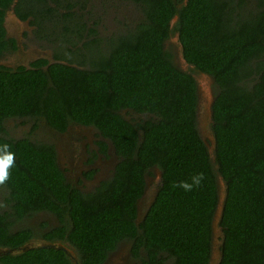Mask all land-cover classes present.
I'll return each instance as SVG.
<instances>
[{
	"label": "trees",
	"instance_id": "16d2710c",
	"mask_svg": "<svg viewBox=\"0 0 264 264\" xmlns=\"http://www.w3.org/2000/svg\"><path fill=\"white\" fill-rule=\"evenodd\" d=\"M14 1L0 0V58L18 47L4 27ZM122 1L139 6L143 20L102 50L96 29L77 23L74 2L18 0L17 16L31 18L38 38L46 40L49 17L64 7L58 39L66 49L55 52V63L40 59L16 71L0 65V146L15 153L11 178L0 186L7 191L0 248L33 241V230L15 225L50 213L58 226L41 240L70 244L80 264H105L124 242L143 264H210L220 175L227 187L220 264H264V0ZM173 33L185 61L217 86L212 131L218 169L198 130L196 80L165 46ZM73 36L83 41L81 48ZM26 119L44 120L59 133L71 124L95 128L118 158L111 179L89 193L70 184L54 145L8 135V120ZM98 146L107 156L106 142ZM154 168L162 183L137 223ZM198 173L205 177L200 187L186 192L173 186ZM0 263L72 264L63 251L41 248L3 256Z\"/></svg>",
	"mask_w": 264,
	"mask_h": 264
},
{
	"label": "rangeland",
	"instance_id": "374dc122",
	"mask_svg": "<svg viewBox=\"0 0 264 264\" xmlns=\"http://www.w3.org/2000/svg\"><path fill=\"white\" fill-rule=\"evenodd\" d=\"M75 3L73 9L77 23L84 21L87 26L93 27L97 31L95 39L99 40L100 49L105 50L107 42L116 35H122L132 29L136 24L143 20V14L139 6L122 0H70ZM18 3L16 0L15 7ZM11 8L5 16V28L8 35L19 41V53L8 54L1 59V63L11 67L18 65H29L35 58H45L54 60L55 52L65 51L64 41L58 39L64 30L63 18L60 17L66 10L60 6L46 25L49 40L38 38L35 33L37 28L31 25V18L21 20L16 10ZM71 25V24H70ZM73 26V25H71ZM174 27V26H173ZM72 28V27H70ZM77 30H75V33ZM87 33V32H85ZM88 34L84 35L87 41ZM79 48L82 42L77 41L73 36ZM91 39H89L90 41ZM166 49L173 55L175 65L185 73H191L196 80L199 93V107L197 111L198 130L207 144L208 148L213 147L212 143V106L217 94V86L214 79L207 74L197 72L189 65L183 56L182 47L178 33H173L166 42ZM82 50V49H80ZM66 56V55H65ZM68 59L74 63L80 61L77 57L67 55ZM68 63L67 61H63ZM84 64H88L86 60ZM6 130L9 136L15 139L29 138L35 142H43L55 146L58 163L64 171L70 184L77 187L85 193L93 192L103 181L111 179L118 158L114 153L111 142L100 137L99 132L93 127H84L71 124L65 133H58L48 126L44 121L35 120H8ZM106 142L108 145V155L99 154L98 143ZM215 150L212 157L216 169ZM90 174V175H89ZM157 178L159 180L157 181ZM162 183L161 171L157 168L151 170L147 176V188L144 197L140 202L142 212L146 211L154 201L159 187ZM223 183V186L221 185ZM218 184L220 192L226 194V184L223 178L218 175ZM7 191L0 187V204L5 205ZM58 226L57 219L50 213H39L27 217L18 222L14 230L29 228L36 234L33 241H42L41 237L47 230ZM213 247L218 253L217 260L221 259L220 243L223 238V230L220 222L215 225L213 231ZM1 264V263H0ZM105 264H143L141 259H135L132 256L131 244L121 243L118 248L109 255Z\"/></svg>",
	"mask_w": 264,
	"mask_h": 264
},
{
	"label": "water",
	"instance_id": "95a60500",
	"mask_svg": "<svg viewBox=\"0 0 264 264\" xmlns=\"http://www.w3.org/2000/svg\"><path fill=\"white\" fill-rule=\"evenodd\" d=\"M15 3H16V0L12 4V8L13 9L15 7ZM176 20H177V18H175L174 22ZM198 97H199V93H198ZM198 107H199V101H198L197 111H198ZM212 124H213V121H212ZM212 143H213V147L211 149H209V153H210L211 159L213 161L212 153H213V150H216V139H215L214 135H212ZM215 160H216V157H215ZM221 185L223 186V183H221ZM226 191H227V187H226ZM225 199H226V194H222L220 192V188H219V203H218L217 210L215 212V216H214V220H213V225H212L213 231L215 229V225L217 223H219L221 221V219H222ZM141 200H140V202H141ZM140 202L138 204L137 223H140L145 218L148 210L150 209V207L152 205L151 204L150 207L146 211L142 212L141 209H140ZM213 238H214V236H213ZM223 238H224V235H223ZM223 238H222V242L220 243V245H223ZM40 248L41 249H55V250L63 251L67 255V257L70 259L72 264H80L79 258H78V255H77V252L75 251V249L72 248L70 246V244L61 243V242L52 243V242H47V241H39V242L31 241L28 244H26V245H24L22 247L16 248V249H12V248L0 249V256L3 257V256H6V255H9V254L17 255V254H21V253L27 252L29 250L40 249ZM221 256H222V253H221ZM217 258H218V253L215 252L214 247H213L210 264H220V260L221 259L218 261Z\"/></svg>",
	"mask_w": 264,
	"mask_h": 264
},
{
	"label": "clouds",
	"instance_id": "9594fccd",
	"mask_svg": "<svg viewBox=\"0 0 264 264\" xmlns=\"http://www.w3.org/2000/svg\"><path fill=\"white\" fill-rule=\"evenodd\" d=\"M15 166V153L10 150L8 144L0 146V186L7 184L8 180L11 178V168ZM205 179L203 173L195 174L191 177V182L180 181L179 183L173 185L174 187L181 188L186 192L192 191L194 188L201 186L203 180ZM159 178H157V181ZM0 207H5V205L0 204Z\"/></svg>",
	"mask_w": 264,
	"mask_h": 264
},
{
	"label": "flooded vegetation",
	"instance_id": "af4514ba",
	"mask_svg": "<svg viewBox=\"0 0 264 264\" xmlns=\"http://www.w3.org/2000/svg\"><path fill=\"white\" fill-rule=\"evenodd\" d=\"M4 27H5V21H4ZM6 29V28H5ZM6 37L8 38V39H14L15 41H16V43H17V46L19 47V41H18V39L16 40L15 38H13L12 36H10V35H8V33H7V30H6ZM17 47V49L16 50H13L12 52L11 51H8V52H6L5 51V54L0 58V65H2V66H4V67H6V68H9V69H12V70H14V71H16L18 68H20V67H22V66H24V65H18V66H14V67H11V66H8V65H4V64H2L1 63V59L2 58H4L5 56H7L8 54H13V53H19V48ZM40 59H45V58H42V57H39V58H35V60L34 61H32V62H30V64L29 65H25L24 67H30L31 66V64L32 63H34V62H36V61H38V60H40ZM46 60H48V59H46ZM49 62H50V60H48ZM54 61H52L51 63H53ZM55 63V62H54ZM59 133V132H58ZM63 134V133H62ZM99 154H101L100 153V148H99ZM101 155H103V154H101ZM90 175V174H89ZM0 249H3V248H0ZM2 256H0V258H1Z\"/></svg>",
	"mask_w": 264,
	"mask_h": 264
}]
</instances>
